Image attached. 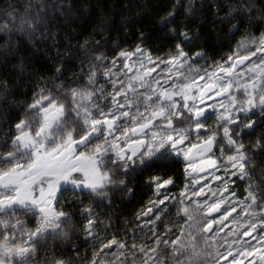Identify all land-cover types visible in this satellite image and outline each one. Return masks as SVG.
<instances>
[{
    "label": "snow or ice",
    "instance_id": "obj_1",
    "mask_svg": "<svg viewBox=\"0 0 264 264\" xmlns=\"http://www.w3.org/2000/svg\"><path fill=\"white\" fill-rule=\"evenodd\" d=\"M87 8L30 0L0 16L6 53L43 43L56 61L31 87L21 79V99L0 81V264H264V32L209 60L199 31L176 19L184 8L195 21L200 5L178 0L157 21L175 41L166 54L142 31L133 45L113 39L103 19L61 49V21ZM212 8L235 35L254 4ZM169 163L183 165L175 193ZM147 169L152 195L121 217L116 194L131 199L130 182ZM81 234L91 251L73 243L65 256L58 242Z\"/></svg>",
    "mask_w": 264,
    "mask_h": 264
},
{
    "label": "trees",
    "instance_id": "obj_2",
    "mask_svg": "<svg viewBox=\"0 0 264 264\" xmlns=\"http://www.w3.org/2000/svg\"><path fill=\"white\" fill-rule=\"evenodd\" d=\"M30 0H0V16L4 15L8 5H12L15 9L23 10V6L28 4ZM77 4L81 0H75ZM83 3L90 5V8L83 12H78L79 18L73 16L70 20L61 21L57 31L59 35L57 40L60 41V48L63 49L67 43L66 38H71L74 45H78V41L83 40L87 34L92 30L93 26L99 22L100 19L111 22V31L109 35L113 39L126 42L129 45L135 43V37L138 32L142 31L145 35V46L152 49L154 54H166L169 47L175 43L172 34L166 29L160 28L157 24L159 15H162L165 10L172 3L178 0H82ZM179 2L188 4V0H179ZM254 9L249 19L241 23V30L235 35L228 34V28L225 27L223 20H218L214 14L212 3L224 5L227 3L246 4L248 0H192V4L200 5L201 11L196 16L195 21L190 19V13H185L184 8L180 9V14L176 19L178 22L188 24L190 28L199 31L200 37L199 45L205 50L210 59L218 58L221 55H226L229 49L241 39L242 36L255 35L259 36L264 32V18L261 17V9L264 8V0H252ZM122 5H127L124 7ZM101 7L103 14H101ZM67 11V9L65 10ZM74 11H77L74 9ZM127 28V32H125ZM3 36L0 35V41ZM123 46V45H122ZM37 47L39 50H37ZM45 45L41 43L39 46H33L25 41L22 45L21 51L16 53H6L3 48H0V81L7 80L9 89V100L12 97L21 99L19 92L15 91V86L21 82V79L28 80L27 87H31V80L36 75L40 74L41 70L47 75L52 74L51 65L56 61L49 59L50 56L55 55V49L52 52L44 50ZM195 50V49H193ZM75 52V48L72 50ZM112 55V53H110ZM23 60V74H21V61ZM204 63V62H199ZM21 91H24L22 88ZM0 103H3L0 100ZM15 114V113H13ZM259 115L257 119H261ZM260 128L257 129V132ZM251 137L250 139H254ZM249 138H246V140ZM259 158H256V166L259 167ZM157 166L153 165V169ZM183 165L181 163H169L165 170L174 173L180 177V180L175 186H169V191L177 192L180 184L183 182L182 176ZM147 169L141 175L136 176L130 186L135 187L134 195L129 199L126 193H117L115 196L116 204L113 208L114 212H118L121 217L133 218V214L137 209L145 203L152 192L144 185V178L153 171ZM257 183L262 177L259 173L253 178ZM239 182V181H238ZM240 183V182H239ZM243 190L244 184H241ZM79 226V225H78ZM59 246L64 247V255L71 256V245L73 243L80 245L79 251L83 254L85 251L90 252V243L83 242V235L77 239L72 237L71 241H60ZM53 245L49 244L47 249H41V258L46 257L52 250ZM59 255V248H57Z\"/></svg>",
    "mask_w": 264,
    "mask_h": 264
},
{
    "label": "rangeland",
    "instance_id": "obj_3",
    "mask_svg": "<svg viewBox=\"0 0 264 264\" xmlns=\"http://www.w3.org/2000/svg\"><path fill=\"white\" fill-rule=\"evenodd\" d=\"M213 183H215V182H213ZM237 184L239 185V192L240 193H242L243 192V190L241 189V186H240V183L237 181ZM225 223H227V221H225ZM233 227V225L232 224H230V223H227V227H225V229H224V232H227L229 229H231ZM221 235H223V233H221ZM221 264H223V262H221Z\"/></svg>",
    "mask_w": 264,
    "mask_h": 264
}]
</instances>
